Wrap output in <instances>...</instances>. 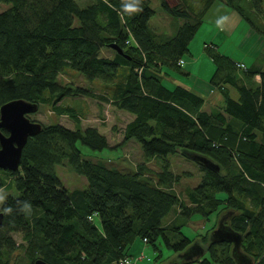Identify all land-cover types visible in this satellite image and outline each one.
<instances>
[{"label": "trees", "instance_id": "1", "mask_svg": "<svg viewBox=\"0 0 264 264\" xmlns=\"http://www.w3.org/2000/svg\"><path fill=\"white\" fill-rule=\"evenodd\" d=\"M0 1L11 4L0 11V106L23 99L78 124L72 129L40 123L22 148L19 169H0V189L13 185L18 192L1 203L0 210L10 212L2 211L0 264H12L19 248L28 264L36 258L48 264H116L136 238L145 239L157 257L163 243L171 251L166 264H236L231 244L211 242L210 230L194 239L182 232L193 215L207 218L219 207L225 223L242 234V252L252 264H264L263 57L244 66L214 43L204 45L214 64L209 83L224 99L214 112L202 108L203 95L190 86L163 82L167 70L181 72L179 61L190 54L189 45L215 0L174 5L161 0L164 11L183 19L163 39L149 28L155 13L150 0H94L83 7L76 0ZM220 1L264 38L263 0ZM125 4L136 10L126 11ZM112 43L124 56L109 47ZM102 47L112 55L99 56ZM68 68L99 81L105 92L98 96L86 87L62 84L59 75ZM80 95L99 97L133 116L121 144L139 142L145 161L174 153L196 162L199 183L176 192L180 175L167 161L159 171L142 162L135 172H123L83 158L77 143L98 152L109 145L96 127H80L75 106L62 103ZM203 158L218 169L206 166ZM65 161L86 178V188L62 185L54 166ZM13 234L20 235L19 245Z\"/></svg>", "mask_w": 264, "mask_h": 264}, {"label": "rangeland", "instance_id": "2", "mask_svg": "<svg viewBox=\"0 0 264 264\" xmlns=\"http://www.w3.org/2000/svg\"><path fill=\"white\" fill-rule=\"evenodd\" d=\"M76 1L80 6L83 7L90 4L94 0ZM166 1L169 5H173L177 2V0ZM10 6V3L0 1V11L7 9ZM150 6L154 9L155 13L149 20V28L158 38L163 39L173 35L177 28L183 23V19L171 16L166 11H164L161 6V0H150ZM219 8H224L223 10H226V12H228L230 9V7H228L222 1L215 0L208 8L207 13L204 16L205 20L200 25V31L191 42V47L195 51V58L197 55H199V57H197V60L199 61L195 67V70L197 71V69H199L201 71V75L203 76H206V72L209 69L208 66H212L214 69V64L211 63L207 54L203 50V42H209L208 39H205V35H210L212 32L217 34V44L220 45L222 53H231L230 56L233 59L240 58L246 63H250L249 61L252 59L234 50V46L238 40L237 38L249 28L248 23L240 18L241 23L239 26H235L236 28H230V30H227L228 27L225 25L222 27L216 23V20L220 17ZM229 12H232V10L230 9ZM231 19L232 17H230L229 21ZM74 24H78L77 19L74 20ZM226 34H231V36H227ZM247 41L253 45L254 41L252 39H244V42L247 43L248 46L250 44ZM258 46H260L258 47L260 50L261 45ZM195 49L198 50L196 51ZM110 52L111 50L107 47H102L99 51V56H106L107 54H110ZM189 57L190 56H187V54L184 55L185 59ZM191 60L192 57H190L189 62ZM186 67V65H183L181 67V72H174L176 73L175 75L178 76L179 83L177 84H188V80L186 78L187 74L184 72L187 70ZM164 80V84L168 87H171V80ZM58 81L62 84L70 82L73 85L86 87L92 90L98 96L99 94H103L105 92L99 81L88 80L83 74L69 68L65 69L64 73L59 75ZM62 103L75 106L79 113L78 123L80 127H96L98 131L102 133L107 139L109 148H106L101 152L92 151L80 143H77V147L79 148L83 158L90 159L93 162L104 163L107 167L115 168L123 172H135L136 166L142 162H146L150 169L159 171L163 163L167 161L170 164V169L172 172L180 175V181L174 185L176 192L183 193L186 188L193 187L199 183L201 172L199 170V165L196 162L188 160L183 156L174 153H169L166 156H155L151 160L145 161V156L139 142L131 139L121 144L123 141L122 132L124 126L131 119V115L125 111L117 109L110 102L103 101L99 97L80 95L75 97H66L62 100ZM28 117L33 121L45 125L59 123L72 129L78 126V124H76L72 118L66 115H56L50 110L48 106L45 105L39 106V109L36 112L28 114ZM54 170L62 185L68 190L75 188H86V178L77 174L71 165L66 161L62 164H56L54 166ZM8 182L9 180L6 178V183L8 184ZM17 193L18 192L15 190L13 185L11 187H4L0 189V194H3L5 198L7 195H17ZM2 202H0V207ZM221 208L222 207H219L216 212L212 213L207 218L201 217L198 214L193 215L191 220L184 227H182V232L191 239L198 238V236L205 234L209 230L211 232L216 227L219 218H221V214H219V210ZM13 237L16 243L19 245L21 242L20 235L13 234ZM139 240H141V242L139 241V245L143 247V252L141 251L140 254L136 255L135 257L127 254L126 256L130 258V264H166V262L168 263L170 261V258L168 259V257L171 255V251L168 250L163 243L158 244L161 250V257H157L158 252L155 251L151 245L146 244V242L140 238ZM133 243L128 248V251ZM10 262L12 264H28L24 250L22 248L15 250L11 255Z\"/></svg>", "mask_w": 264, "mask_h": 264}, {"label": "water", "instance_id": "3", "mask_svg": "<svg viewBox=\"0 0 264 264\" xmlns=\"http://www.w3.org/2000/svg\"><path fill=\"white\" fill-rule=\"evenodd\" d=\"M109 47L124 56L122 49L112 43ZM36 103L23 99L10 100L0 106V169L15 171L19 169L21 152L27 138L37 134L41 124L32 121L28 114L36 112ZM4 129L7 134H4ZM204 164L211 169L217 170L218 166L213 162L202 159ZM2 213L0 212V224ZM226 216L219 218L216 227L210 232L211 242H226L231 244V256L236 264H252V260L242 252V234L233 230L225 223ZM33 264H48L40 258H36Z\"/></svg>", "mask_w": 264, "mask_h": 264}, {"label": "crops", "instance_id": "4", "mask_svg": "<svg viewBox=\"0 0 264 264\" xmlns=\"http://www.w3.org/2000/svg\"><path fill=\"white\" fill-rule=\"evenodd\" d=\"M219 9H220V17L218 16L219 18L216 20V23L218 25H220L222 27L225 25L226 27H228L227 30H230V28H232V29L236 28L235 26H239L240 25V23H241L240 17L233 10H232V12H229L230 11V9H229V11L226 12V10H223L224 8H219ZM204 16H203V21L205 20ZM230 17H232V19L229 21ZM237 17H239V18H237ZM203 21H202V23H203ZM199 31L200 30L198 29V31L196 32L194 38L197 36ZM226 35L227 36H231V34H226ZM205 39H208L209 42H203V50H204V45L206 43H214L216 45V48L222 53V51L220 49V45L217 44V34L216 33L212 32L210 35H205ZM237 39L238 40H237V42H236V44L234 46V50L235 51H238L239 53H242L246 57L248 56V57H250L252 59H255V58L256 59L257 58L260 59L261 57H263V63H264V51H262V50H264V38L262 36L254 33V31L251 28H248ZM244 39H247V40L252 39L254 41L253 45L250 44L247 41L250 44V45L247 46V43L244 42ZM258 45H261V49L260 50L258 48L260 46H258ZM189 50H190V54H187V56L192 57V60L189 62L190 57L187 58V59L182 57L181 60L183 61V63L180 64L181 67L183 65L187 66L186 67L187 70L184 71L187 74V76H186V78L188 80L187 86H190L192 89H194L195 91H197V92H199L200 94L203 95L204 103H203L202 108L206 112H214V111H216V109H219L220 107H222L223 103H224V99H223L222 93L218 89H215L209 83V78H210V76H211V74H212L214 69H213L212 66H208L209 69L206 72V76L205 75L204 76L201 75V73H200L201 71L199 69H197V71L195 70V67H196V65H197V63L199 61V60H197V57H199V55H197V57L195 58V51L191 47V43L189 45ZM195 50L197 51L198 49H195ZM230 54H228V55L230 56ZM111 55L112 54H107V56H111ZM208 59L210 60L209 57H208ZM234 61H238V62L244 63L245 66L249 65V63H246L243 59H240V58L239 59H234ZM174 72L177 73V71H174V70H167L165 72V74H164L165 75L164 79L171 80V82H172L171 87L174 86L175 84L179 83L178 76L175 75L176 73H174ZM255 79H256V81H258V77L257 76L255 77ZM229 93H230V95L233 98H237L238 94L233 88H229ZM205 107H206V109H205ZM132 117L133 116L131 115V118ZM139 241L141 242V240H139V238L136 239L134 241L133 245L131 246V248L128 251V254L132 255V257H135L136 255L140 254L141 251L143 252V247L139 245Z\"/></svg>", "mask_w": 264, "mask_h": 264}, {"label": "clouds", "instance_id": "5", "mask_svg": "<svg viewBox=\"0 0 264 264\" xmlns=\"http://www.w3.org/2000/svg\"><path fill=\"white\" fill-rule=\"evenodd\" d=\"M124 8H125L126 11H135L136 10L135 6L132 5V4H125ZM4 198H5L4 195L0 194V202H2L4 200ZM23 207L25 209H28V210L32 209V205L29 202H24ZM2 211H4L5 213H8V212H10V209L9 208H5Z\"/></svg>", "mask_w": 264, "mask_h": 264}, {"label": "built area", "instance_id": "6", "mask_svg": "<svg viewBox=\"0 0 264 264\" xmlns=\"http://www.w3.org/2000/svg\"><path fill=\"white\" fill-rule=\"evenodd\" d=\"M183 63V61L182 60H180L179 61V64H182ZM238 67H243V64H238L237 65ZM143 241H145V239L143 240ZM130 258L128 257V256H125V257H123V258H120L117 262H116V264H130Z\"/></svg>", "mask_w": 264, "mask_h": 264}, {"label": "flooded vegetation", "instance_id": "7", "mask_svg": "<svg viewBox=\"0 0 264 264\" xmlns=\"http://www.w3.org/2000/svg\"><path fill=\"white\" fill-rule=\"evenodd\" d=\"M0 212L2 213V211L0 210ZM3 214V213H2Z\"/></svg>", "mask_w": 264, "mask_h": 264}]
</instances>
